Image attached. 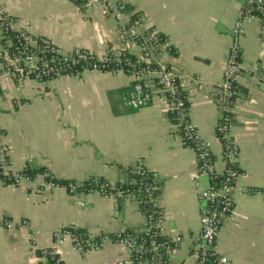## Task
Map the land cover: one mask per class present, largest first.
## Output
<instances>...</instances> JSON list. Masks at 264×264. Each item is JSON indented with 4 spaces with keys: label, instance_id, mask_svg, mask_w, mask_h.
I'll return each instance as SVG.
<instances>
[{
    "label": "crops",
    "instance_id": "1",
    "mask_svg": "<svg viewBox=\"0 0 264 264\" xmlns=\"http://www.w3.org/2000/svg\"><path fill=\"white\" fill-rule=\"evenodd\" d=\"M122 1L144 18L147 28L169 39L170 63L183 76L190 120L209 143L217 171L223 172L216 132L222 114L215 95L245 0ZM0 6L28 21L34 38L48 39L66 52L80 47L101 55L119 46L115 20L101 12L85 15L73 0H0ZM239 42L243 67L264 69L259 19L246 24ZM132 84L125 72L96 70L84 72L81 79L62 76L45 86L33 80L0 81V130L8 147L9 171L28 166L58 180L82 183L96 177L119 183L128 180L129 171L142 161L161 182L165 234L183 238L171 252V262L196 264L194 238L201 223L192 178L195 151L183 142L159 90L153 88L150 103L142 108L124 102ZM239 86L232 128L240 151L237 185L260 193L235 196L217 251L234 264H264V81L242 77ZM200 182L208 184L206 178ZM78 192L45 188L38 174L29 184L0 182V218L30 222L11 231L0 229V264H46L44 252L53 246L54 233L66 227L84 229L87 237L127 229L143 232L144 214L133 198ZM60 255L63 264H122L130 253L116 242L79 252L68 241Z\"/></svg>",
    "mask_w": 264,
    "mask_h": 264
},
{
    "label": "built area",
    "instance_id": "2",
    "mask_svg": "<svg viewBox=\"0 0 264 264\" xmlns=\"http://www.w3.org/2000/svg\"><path fill=\"white\" fill-rule=\"evenodd\" d=\"M76 1L85 15L101 12L115 19L119 46L108 48L101 55L80 47L66 52L48 39L34 38L29 32L28 21L13 16L7 7L0 6V81L33 80L45 86L62 76L81 79L82 74L88 70L121 71L133 78V84L124 93L123 100L134 109L147 106L153 88L159 90L168 102L167 112L176 118V127L183 142L195 151L197 158L196 170L192 173L201 223L200 233L194 238L196 264H234L230 258L217 251L222 227L233 211L237 194L260 193L237 185L241 170L238 164L240 151L232 135L234 114L239 106L240 79L250 77L264 81L262 67H243L239 38L247 23L259 19L260 36L264 39V0H245L233 28L234 40L229 50L223 82L215 95L222 114L216 132L222 144L223 172L217 171L209 143L200 137L190 120L188 100L183 93V76L170 63L173 49L169 39L159 31L147 28L144 18L133 8H127L122 0ZM190 79L202 81L199 77ZM4 139V132L0 130V182L13 185L31 183L35 177L26 175L24 170L9 171L8 147ZM131 172L134 176L128 180L119 183L106 180L94 191L118 198L131 197L141 211L142 206L150 205L152 208L149 212L142 211L145 218L143 232L133 234L125 230L115 235L87 237L66 227L54 233L53 246L44 252L46 264H63L60 250L68 241L79 252L101 250L108 242L122 244L130 253L122 264H173L169 256L183 238L165 234L164 214L159 200V177L157 173L149 172L142 161ZM38 176L44 179L45 188H62L71 195L79 194V183L62 185L48 179L47 174L40 173ZM202 178L208 180L206 186L200 182ZM29 225L27 219L14 222L6 217L0 218V229L7 231Z\"/></svg>",
    "mask_w": 264,
    "mask_h": 264
},
{
    "label": "trees",
    "instance_id": "3",
    "mask_svg": "<svg viewBox=\"0 0 264 264\" xmlns=\"http://www.w3.org/2000/svg\"><path fill=\"white\" fill-rule=\"evenodd\" d=\"M75 1L76 4H78V2L76 0H73ZM127 8H132L130 5H126ZM91 66V65H90ZM171 116V119L173 122H176V118L173 114H170ZM24 173L32 178L36 177L37 174H40V173H44V174H47L45 170L43 169H40V170H34V169H31L30 167H25L24 169ZM130 173V176H134V174L131 172V170L129 171ZM48 179L51 178L53 181L59 183V184H62V185H68L69 183H77L75 181H72V180H58V179H55V178H52L51 176L47 175ZM106 180L103 179V178H96V177H90L88 180L82 182V183H79L80 186L78 187V191H84V192H91V191H94L96 190L100 184H102L103 182H105ZM78 184V183H77ZM151 206L150 205H145V206H142V211L144 213H147L151 210ZM72 228V227H71ZM73 230H75L76 233L78 234H82L83 236H86V231L84 229H81V228H72ZM137 230L135 229H127L126 232H131V233H136ZM49 250V249H48Z\"/></svg>",
    "mask_w": 264,
    "mask_h": 264
},
{
    "label": "rangeland",
    "instance_id": "4",
    "mask_svg": "<svg viewBox=\"0 0 264 264\" xmlns=\"http://www.w3.org/2000/svg\"><path fill=\"white\" fill-rule=\"evenodd\" d=\"M114 19V18H113ZM115 20V19H114ZM115 23H116V21H115Z\"/></svg>",
    "mask_w": 264,
    "mask_h": 264
}]
</instances>
